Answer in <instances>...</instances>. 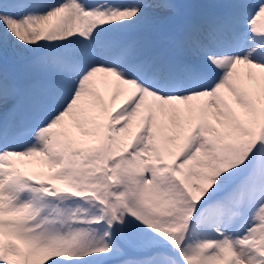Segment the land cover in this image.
Here are the masks:
<instances>
[{"label":"snow or ice","instance_id":"1","mask_svg":"<svg viewBox=\"0 0 264 264\" xmlns=\"http://www.w3.org/2000/svg\"><path fill=\"white\" fill-rule=\"evenodd\" d=\"M0 264H264V0H0Z\"/></svg>","mask_w":264,"mask_h":264}]
</instances>
